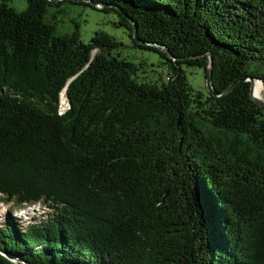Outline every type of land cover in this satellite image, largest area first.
Segmentation results:
<instances>
[{"label":"trees","instance_id":"16d2710c","mask_svg":"<svg viewBox=\"0 0 264 264\" xmlns=\"http://www.w3.org/2000/svg\"><path fill=\"white\" fill-rule=\"evenodd\" d=\"M25 1L0 0V194L55 211L2 225L0 264H264V108L186 73L209 52L217 92L264 86V0ZM63 3L115 12L164 71L138 80L102 30L55 35Z\"/></svg>","mask_w":264,"mask_h":264},{"label":"rangeland","instance_id":"374dc122","mask_svg":"<svg viewBox=\"0 0 264 264\" xmlns=\"http://www.w3.org/2000/svg\"><path fill=\"white\" fill-rule=\"evenodd\" d=\"M6 2L17 12L26 7L25 0H6ZM48 11L46 20L55 25V35L70 34L77 25L80 38L84 42H88L97 30H102L116 38L121 44L118 48L121 57L136 63V77L138 80L151 78L157 72L164 71V65L161 64L164 61L163 58H160L157 54L132 47L130 38L124 28L113 23L116 19L115 12L107 13L84 5H74L73 7L67 3L61 4L59 10L49 7ZM142 60L145 61V64L140 63ZM186 73L189 83L195 89L206 92L204 74L201 69L188 68ZM60 97V109L64 110L69 107V102L63 91ZM1 197L2 195H0V226L7 222L10 224L18 222L21 224V228L24 229L28 225L38 224L47 217H51L55 211L45 202L27 204L14 209L11 203L2 200Z\"/></svg>","mask_w":264,"mask_h":264},{"label":"water","instance_id":"95a60500","mask_svg":"<svg viewBox=\"0 0 264 264\" xmlns=\"http://www.w3.org/2000/svg\"><path fill=\"white\" fill-rule=\"evenodd\" d=\"M47 1H48L49 4H54L55 2H58L60 0H47ZM86 1H88V3L90 5H94V7L95 8H98V9H104L107 6H111V7H114L117 11L123 13L122 9L119 6H116V5H113V4H103V3L94 4L91 0H86ZM128 19L131 20L130 18H128ZM136 33H137V26H136L135 23H133V36L135 38H136ZM136 40L137 41H140L138 38H136ZM154 45L155 46H158L157 44H154ZM166 52H167V57L169 59H173V60L182 59V58H175V57H173L167 49H166ZM205 54L208 56V59H209V66H208L207 71L205 73V85H206L207 91L210 94H212V95H214L216 97H223V96L227 95L228 93H230L240 83L248 82L249 83V94H250L251 99L253 100V102L255 104H257L258 106L264 108V101L261 100L256 95V93L254 92V82L256 80L261 81V79L259 77H254L252 74H246L240 80H237V81L231 83L230 85H228L227 87H225L222 91L217 92L214 89V87H213V83H212V79H211L212 57H211V54L209 52H207ZM261 83H262V81H261ZM262 85H263V83H262ZM64 93H65V96H66V98H67V100L69 102V98H68L67 92H66V87L64 88Z\"/></svg>","mask_w":264,"mask_h":264},{"label":"bare ground","instance_id":"6f19581e","mask_svg":"<svg viewBox=\"0 0 264 264\" xmlns=\"http://www.w3.org/2000/svg\"><path fill=\"white\" fill-rule=\"evenodd\" d=\"M254 92L256 93V95L264 101V87L261 83V81L259 80H256L254 82ZM62 93V92H61ZM63 94L65 95L64 93V90H63ZM68 105V104H67Z\"/></svg>","mask_w":264,"mask_h":264},{"label":"clouds","instance_id":"9594fccd","mask_svg":"<svg viewBox=\"0 0 264 264\" xmlns=\"http://www.w3.org/2000/svg\"><path fill=\"white\" fill-rule=\"evenodd\" d=\"M67 109V108H66ZM63 113V112H62Z\"/></svg>","mask_w":264,"mask_h":264}]
</instances>
